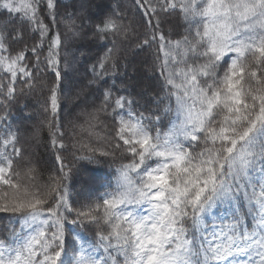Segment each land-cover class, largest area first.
I'll return each mask as SVG.
<instances>
[{
	"label": "snow or ice",
	"instance_id": "obj_1",
	"mask_svg": "<svg viewBox=\"0 0 264 264\" xmlns=\"http://www.w3.org/2000/svg\"><path fill=\"white\" fill-rule=\"evenodd\" d=\"M0 264H264V0H0Z\"/></svg>",
	"mask_w": 264,
	"mask_h": 264
},
{
	"label": "trees",
	"instance_id": "obj_2",
	"mask_svg": "<svg viewBox=\"0 0 264 264\" xmlns=\"http://www.w3.org/2000/svg\"><path fill=\"white\" fill-rule=\"evenodd\" d=\"M71 0H65V3H70ZM122 3H127V4H131V0H121ZM130 59H134L133 57H130ZM135 67V72L132 71V68L129 69V75L135 76L137 79H141L144 80L148 77V73L146 71V66L142 65L139 61V59H136L135 64L133 65ZM90 96H85L82 97L80 101H78V103L81 105V101L84 98H89ZM94 99V98H93ZM93 102V101H92ZM92 102L89 105H83L81 106L82 109H87L90 107V105L92 104ZM29 105V107L25 110V114L27 113H31V115L33 116V119L31 121H29L28 123L33 124V123H37L40 119V115L38 113V105H37V101H36V97H29L25 100H23L20 104L19 107H23V105ZM73 108V105L70 104L69 105V110H71ZM80 109H77V111H79ZM14 115L17 117V119H19L20 117V112L18 110V108H14L13 109ZM39 159H40V164H41V171L44 172L46 174L47 172V168L48 165L50 164V153L47 149L45 148H41L39 150ZM85 165H87V168L89 170V172L93 175V176H97V177H105L107 178L113 171L112 168H109L108 163L102 161L100 164H87V162H83ZM94 189H99V191H103L104 189L101 188L99 185H94Z\"/></svg>",
	"mask_w": 264,
	"mask_h": 264
},
{
	"label": "rangeland",
	"instance_id": "obj_3",
	"mask_svg": "<svg viewBox=\"0 0 264 264\" xmlns=\"http://www.w3.org/2000/svg\"><path fill=\"white\" fill-rule=\"evenodd\" d=\"M93 101V97H89V98H84L82 99L81 101V105L80 106H83V105H89L91 102Z\"/></svg>",
	"mask_w": 264,
	"mask_h": 264
}]
</instances>
